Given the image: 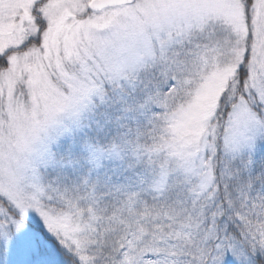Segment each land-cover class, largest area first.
I'll list each match as a JSON object with an SVG mask.
<instances>
[{
	"label": "snow or ice",
	"instance_id": "snow-or-ice-1",
	"mask_svg": "<svg viewBox=\"0 0 264 264\" xmlns=\"http://www.w3.org/2000/svg\"><path fill=\"white\" fill-rule=\"evenodd\" d=\"M0 264H264V0H0Z\"/></svg>",
	"mask_w": 264,
	"mask_h": 264
}]
</instances>
